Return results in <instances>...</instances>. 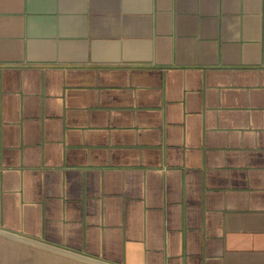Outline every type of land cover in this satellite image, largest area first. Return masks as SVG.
Here are the masks:
<instances>
[{"label": "crops", "instance_id": "1", "mask_svg": "<svg viewBox=\"0 0 264 264\" xmlns=\"http://www.w3.org/2000/svg\"><path fill=\"white\" fill-rule=\"evenodd\" d=\"M0 264H264V0H0Z\"/></svg>", "mask_w": 264, "mask_h": 264}]
</instances>
